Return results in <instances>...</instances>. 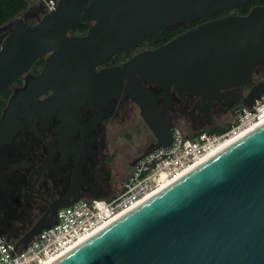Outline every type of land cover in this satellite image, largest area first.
Returning <instances> with one entry per match:
<instances>
[{"label":"water","instance_id":"1","mask_svg":"<svg viewBox=\"0 0 264 264\" xmlns=\"http://www.w3.org/2000/svg\"><path fill=\"white\" fill-rule=\"evenodd\" d=\"M254 1L58 0L56 9L35 24L15 22L0 42V95L46 55L29 92L53 79L65 92L80 94V99L94 80L108 84L106 94L115 80L153 83L162 90L160 95L143 87L131 95L155 138L153 147L134 165L174 142L169 131H161L163 124L155 113L159 97L163 112L167 111L172 87L182 99L189 94L213 107L233 89L247 86L252 70L264 66V6H254L246 15L229 13ZM38 9L30 6L28 11ZM222 13L227 14L208 19ZM203 18L208 20L121 66L93 71L170 27ZM78 23L89 25L83 37L72 34ZM46 89L57 93L54 85ZM262 95L264 81L253 85L246 96L239 94L248 108ZM56 223L57 212L47 222L35 224L15 243L14 251L25 249ZM51 264H264V122Z\"/></svg>","mask_w":264,"mask_h":264},{"label":"flooded vegetation","instance_id":"2","mask_svg":"<svg viewBox=\"0 0 264 264\" xmlns=\"http://www.w3.org/2000/svg\"><path fill=\"white\" fill-rule=\"evenodd\" d=\"M30 6L39 9L29 12ZM30 6L0 27V42L15 22L35 24L41 18L43 7ZM86 31L73 35L83 37ZM155 37L113 56L93 71L121 66L133 56L160 46L155 45ZM47 56L0 95V234L13 243L38 222L52 219L64 206L116 194L133 161L155 143L131 95L140 92L141 87L149 94L160 95L158 86L127 78L112 81L111 92L106 94L108 84L94 80L87 85V96L80 99V94L65 92L53 79L27 91L43 70ZM256 69L264 70V66ZM263 70L253 81L254 68L247 86L233 89L232 94L217 99L213 107L189 94L182 99L172 87L166 112L162 110L163 99L155 101L156 119L163 124L161 131H169L173 138L175 127L182 131L187 128L191 133L204 127L221 128L243 105L239 94L246 96L260 82ZM47 85H54L57 93L46 89Z\"/></svg>","mask_w":264,"mask_h":264},{"label":"built area","instance_id":"3","mask_svg":"<svg viewBox=\"0 0 264 264\" xmlns=\"http://www.w3.org/2000/svg\"><path fill=\"white\" fill-rule=\"evenodd\" d=\"M42 15L56 9L58 0H36ZM231 123L221 133L206 131L186 135L173 130L170 148H159L134 165L119 191L107 198L80 200L57 211L58 223L35 236L25 249L7 241L1 234L0 264H51L60 256L134 208L186 171L229 145L264 122V95L252 108L240 106L231 114Z\"/></svg>","mask_w":264,"mask_h":264},{"label":"trees","instance_id":"4","mask_svg":"<svg viewBox=\"0 0 264 264\" xmlns=\"http://www.w3.org/2000/svg\"><path fill=\"white\" fill-rule=\"evenodd\" d=\"M30 0H0V27L7 24L8 22L14 20L18 15L22 14L24 11L27 10V8L31 5ZM256 5H263L264 6V0H256L252 3L246 4L242 7H239L237 9V13L239 15H246L250 9ZM222 17V14H218L215 16H212L211 18H219ZM206 18L200 19L192 24L181 26V27H173L166 31L164 34L156 36L155 37V45H162L169 41L170 39L174 38L175 36L179 35L180 33L184 32L185 30L196 26L197 24H200L206 20ZM87 23H78L76 24L72 31L74 32H80L83 33L88 28ZM41 61L37 62V65L40 64ZM211 131L209 133H221L225 129L223 128H211Z\"/></svg>","mask_w":264,"mask_h":264},{"label":"rangeland","instance_id":"5","mask_svg":"<svg viewBox=\"0 0 264 264\" xmlns=\"http://www.w3.org/2000/svg\"><path fill=\"white\" fill-rule=\"evenodd\" d=\"M30 1H36V0H30ZM235 14H237V13H235ZM72 34H76V32L72 31ZM262 70H263V69H256V68H255V71H254V73H253V75H252V79H253V81H257V80L259 79V78H258V77L260 76L259 73H261ZM263 71H264V70H263ZM260 81H264V74L261 76ZM231 121H232V119H231V117H230L229 120L225 121V123L222 124V127H221V128H223V129H227V128L229 127ZM210 129H211V127H204V128H202V129H200L198 132H200V131H206V132H209V131H211ZM183 132H184L186 135H192V133L189 132V131L187 130V128H183ZM130 172H131V171H130ZM130 172H129L128 174H126L125 178H127V176L130 174Z\"/></svg>","mask_w":264,"mask_h":264}]
</instances>
